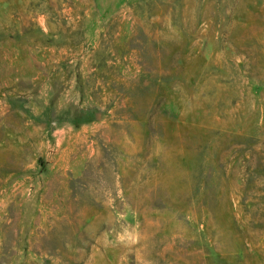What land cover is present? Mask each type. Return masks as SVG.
<instances>
[{"label": "rangeland", "instance_id": "obj_1", "mask_svg": "<svg viewBox=\"0 0 264 264\" xmlns=\"http://www.w3.org/2000/svg\"><path fill=\"white\" fill-rule=\"evenodd\" d=\"M0 0V264H264V0Z\"/></svg>", "mask_w": 264, "mask_h": 264}, {"label": "water", "instance_id": "obj_2", "mask_svg": "<svg viewBox=\"0 0 264 264\" xmlns=\"http://www.w3.org/2000/svg\"><path fill=\"white\" fill-rule=\"evenodd\" d=\"M116 0H107L106 2V6L103 12V16H105L106 14H108V12L111 10V8L113 7L114 3Z\"/></svg>", "mask_w": 264, "mask_h": 264}]
</instances>
